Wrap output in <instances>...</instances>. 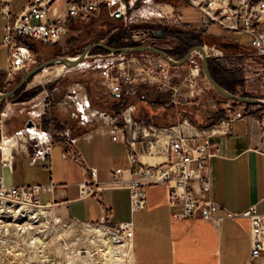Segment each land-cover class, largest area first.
I'll list each match as a JSON object with an SVG mask.
<instances>
[{
    "label": "built area",
    "instance_id": "1",
    "mask_svg": "<svg viewBox=\"0 0 264 264\" xmlns=\"http://www.w3.org/2000/svg\"><path fill=\"white\" fill-rule=\"evenodd\" d=\"M13 1L0 0V16L5 22L1 47L6 49L7 67L14 72L28 71L35 65V56L26 46L28 44L64 43L70 27L81 25L102 11L112 21H120L127 27L129 10H135L140 3L145 11V8L158 3L156 0H25L22 11L14 14L11 10ZM159 1L168 3L169 7L173 4L167 0ZM170 1L183 3L184 9H194L200 17L202 29L215 26L222 31L245 34L249 40L248 48L254 52L255 57H264V0ZM182 11L183 9H177L176 22L182 20ZM128 43L130 44L126 47L144 45L156 48L147 32L130 30L128 39L124 41L125 45ZM213 52L215 57L221 59L230 57L245 60L246 64L231 62L232 68L242 70L247 64H251V56L244 53L224 55L220 51ZM195 54L198 53L194 52L186 63L192 64ZM69 68L89 69L94 72L104 89L107 101L91 99L84 84L72 83L67 86L61 99V104L69 109V123L59 122L60 128L51 133L43 127L40 122L52 106L45 102L38 112L30 114L29 120L21 129L6 136L4 140L1 138V143H9V151L6 152L0 147L1 153L5 155V158L0 157V203L26 201L38 209L49 207L40 203L39 194L51 193L52 185L9 186L5 184L1 171L12 167L13 152L16 149L33 161H39L44 169H50L49 160L54 139L60 142L61 158L80 164L88 179L81 186L79 195L99 200L102 186L96 179V169L83 164L77 148V133L88 128H102L108 132L112 142L119 139L128 148L133 165L137 163V148L141 152H157L163 147L167 152L166 162L160 165L138 164L133 169L118 168L110 172V184L127 189L131 214L145 208L147 188L167 187L168 206L182 208V213L173 215V219L200 218L215 226L224 219H244L249 222L250 258L253 261L264 259V214H258L255 206H250L241 213L223 210L222 216L217 215L222 208L211 200V180L207 169L208 159L213 156L210 145L207 142L195 144V136L188 131L192 126L186 120L182 123L187 130L174 127L157 129L137 117L140 104L155 102V99L148 97L151 93L158 97H167L164 102L159 101L163 108L190 104L200 66L196 65L191 69L187 78H180L177 71L179 66L173 67L156 53L146 50L87 54L80 63ZM242 118L243 111H238L233 117L229 116L227 121L213 127L217 129V133H221L222 125ZM28 122L31 126H27ZM1 129L0 121V136ZM104 223L109 224L108 213L101 225ZM108 227L109 256L112 259H121L133 236L132 222L110 223Z\"/></svg>",
    "mask_w": 264,
    "mask_h": 264
},
{
    "label": "crops",
    "instance_id": "2",
    "mask_svg": "<svg viewBox=\"0 0 264 264\" xmlns=\"http://www.w3.org/2000/svg\"><path fill=\"white\" fill-rule=\"evenodd\" d=\"M160 3L162 1L156 0ZM25 0L11 3L12 13L22 11ZM185 10V9H184ZM198 16V14H197ZM199 17V16H198ZM196 24L200 25V17ZM5 22L0 16V71L7 66L6 49L2 46ZM214 27V26H209ZM206 32L208 38H214L227 44L234 51L242 47L240 41L217 37ZM203 43V48L215 51V48ZM214 49V50H213ZM57 100L52 115L59 122H70L69 109ZM188 105H194L192 103ZM184 105L180 106L183 107ZM256 107V106H255ZM140 116L156 126L161 119L180 118L187 112L178 108H163L160 103L151 102L138 106ZM256 113L245 115L242 119L232 120L222 125V132L215 127H191L188 131L195 136V144L207 142L213 153L208 159V176L211 180V200L224 211L241 213L255 206L257 213L264 214V108L256 107ZM138 110V111H139ZM43 119V118H42ZM42 125V120H41ZM162 125V124H160ZM218 125V124H216ZM214 125V126H216ZM43 126V125H42ZM44 127V126H43ZM158 127V126H157ZM155 127V128H157ZM175 129L187 130L185 124ZM157 129H165L158 127ZM19 130H6L0 136V147L4 148L1 138ZM77 148L85 167L96 169V179L102 186L100 199L81 197V186L88 180L80 164L61 158L62 148L59 140L54 139L50 169H44L41 163L33 161L22 151L13 152L12 167L1 171L6 185L47 186L52 185L51 193H40V203L48 205L69 220L80 224H101L105 214L109 215V224L131 221L133 236L126 249L122 264H253L250 258L249 222L244 219L226 220L213 225L202 219H173L181 214L182 208L168 206L169 191L164 186H150L145 190L146 206L135 214L129 210V194L123 186L110 184L112 170L133 169L138 164L160 165L166 162L167 152L160 148L157 152H141L137 148L136 164L131 162V154L121 140L112 142L104 129L78 131ZM164 134V133H163ZM4 150V149H3ZM5 151V150H4ZM5 158L0 151V157ZM44 169V170H43ZM128 179L127 175L124 176ZM41 196L46 198L41 202Z\"/></svg>",
    "mask_w": 264,
    "mask_h": 264
},
{
    "label": "rangeland",
    "instance_id": "3",
    "mask_svg": "<svg viewBox=\"0 0 264 264\" xmlns=\"http://www.w3.org/2000/svg\"><path fill=\"white\" fill-rule=\"evenodd\" d=\"M172 3L171 7L165 2L156 3L158 5H150L145 11L139 3L135 10H129L127 27H124L120 21H112L107 13L102 11L81 25L70 27L64 43L31 44L35 65L28 71L19 70V72L9 70L6 66L0 71V94L13 90L23 77L40 64L58 58L78 57L90 45L103 44L112 49L130 48L126 47L130 43L125 45L124 41L128 39L129 31L135 30L147 32L154 46L166 52L174 61L180 59L178 56L184 50L186 51L183 54L190 49L188 45L193 48L194 46L203 48V43L212 44L215 51H220L224 55L244 53L251 56V64L240 70L232 68L231 62L246 64L244 59L230 57L221 59L215 57L213 51L206 50L212 74L219 82L217 84L220 88L239 97L264 100V57H255L254 52L248 47L234 51L227 44L208 38L204 35L207 33L196 24L199 17L194 9L184 10V4L179 1ZM177 9L183 11L180 16L182 20L176 22ZM207 32L217 37L240 41L241 45L248 46L249 40L245 34L222 31L215 26L209 27ZM98 53L104 51L94 49L88 54L98 55ZM198 56L199 53L194 55L192 64L184 63L177 69L180 78H187L191 69L196 65L200 66L196 77L197 85L189 100L194 105L176 107L179 112L182 109L187 112L184 116L191 126L211 128L227 121L229 116L233 117L238 111H243V118L250 113H256L255 106L234 103L219 95L205 79L201 70V59ZM64 67L62 64H52L43 68L28 79L14 96L0 100L2 133L15 128L21 129L29 120L30 114L38 112L45 102L52 106L49 107V113L43 117L42 125L52 131L57 130L59 121L56 119L53 122L52 117L57 107L55 104L57 100L62 99L67 86L72 83L84 84L91 99L107 101L104 89L94 72L89 69L69 67L64 69ZM148 97L155 99L156 103L167 99L165 96L162 98L152 93ZM183 120L180 116L178 119H161L156 126L149 123L155 127L170 129L180 126ZM41 197V202H45L46 198ZM89 226H98L105 231L109 228L107 223L85 225L71 221L53 207L38 209L26 201L0 203V264H120L117 259L109 256L106 232L104 231V235L93 234L89 231ZM122 259L121 257L120 261ZM253 264H264V259L256 260Z\"/></svg>",
    "mask_w": 264,
    "mask_h": 264
},
{
    "label": "water",
    "instance_id": "4",
    "mask_svg": "<svg viewBox=\"0 0 264 264\" xmlns=\"http://www.w3.org/2000/svg\"><path fill=\"white\" fill-rule=\"evenodd\" d=\"M157 36L160 37L159 35H157ZM94 49H101L104 52L113 53V54L114 53H128V52H142V51L148 50V51H152V52L156 53L161 59H163L164 61H166L169 65H171L173 67L182 66L184 63L187 62L189 57L192 54H194V52L199 53L200 58H201L200 64L202 66L203 75H204L205 79L209 82V84L212 85L214 90L219 95L225 97L226 99L228 98L229 100H231L234 103H239L242 105H249V106H256L258 108H260V107L264 108V100L263 99L239 97V96L230 94L228 92H225L222 88H220L218 86V84L214 80H212V78L210 77L209 70H208V64H207L208 56H207L206 50L204 48H202L201 46H194V48L189 50L181 59H179L178 61H174L163 50L161 51L160 49H156V48H153L150 46H137V47H130V48H118V49L114 48V49H112V48H109L103 44L90 45L82 51V54L78 58H76L77 59L76 61L73 58H68V57L58 58V59L50 60V62H46V63L40 64L39 66L35 67V69L33 71L28 73L25 77H23L19 81V83L16 85V87L13 90H11L7 93H4V94H0V100L8 99V98L14 96L19 91V89L23 87V85L26 83V81L28 79L35 76V74L38 73L39 71H41L43 68L49 67L52 64H62L66 68L75 66L78 63H80L86 57V55L89 53V51L94 50ZM27 126H31V123L28 122Z\"/></svg>",
    "mask_w": 264,
    "mask_h": 264
},
{
    "label": "trees",
    "instance_id": "5",
    "mask_svg": "<svg viewBox=\"0 0 264 264\" xmlns=\"http://www.w3.org/2000/svg\"><path fill=\"white\" fill-rule=\"evenodd\" d=\"M167 1H169L170 3H172V1H170V0H167ZM28 48H29V50H30V52H31V47H30V44H28V45H26ZM187 46V45H186ZM188 48H190L189 50H191V49H193V47H191L190 45H188L187 46ZM188 50V51H189ZM186 50H184L182 53H181V55H179L178 57H180V59L188 52H186L185 54H183L184 52H185ZM32 53V52H31ZM33 54V53H32ZM183 55V56H182ZM207 64H208V70H209V73H210V76L212 77V79L213 80H215L216 81V83H218L219 84V82L217 81V79H215L214 78V76H213V74H212V70H211V64H210V61L209 60H207ZM149 104V103H148ZM148 104H146V105H148ZM247 106H249V105H247ZM138 113L140 114L141 112H140V110L138 111ZM53 117V116H52ZM137 117L139 118V119H142V120H146V122H149L147 119H145L144 117H141L140 115H137ZM54 119H53V122L56 120V118L55 117H53ZM60 127H58V129H59ZM49 131H50V133L52 132V130H50L49 129Z\"/></svg>",
    "mask_w": 264,
    "mask_h": 264
},
{
    "label": "bare ground",
    "instance_id": "6",
    "mask_svg": "<svg viewBox=\"0 0 264 264\" xmlns=\"http://www.w3.org/2000/svg\"><path fill=\"white\" fill-rule=\"evenodd\" d=\"M158 16V15H157ZM75 61L77 60V59H74ZM214 131H217V130H214ZM8 142H5L4 143V150L6 151V152H8L9 150H8ZM43 208V207H42ZM43 214V213H42ZM90 227V232H92L93 234H97V235H104L105 233H104V231L105 230H103L104 228H101V227H98V226H89ZM106 229V228H105ZM106 232V235H107V231H105ZM125 255H126V251H125V253L123 254V259L120 261V259H118V261L120 262V264L121 263H123V260L125 259L124 257H125Z\"/></svg>",
    "mask_w": 264,
    "mask_h": 264
}]
</instances>
